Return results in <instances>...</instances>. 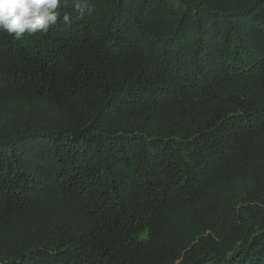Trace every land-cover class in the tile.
Here are the masks:
<instances>
[{
    "label": "trees",
    "instance_id": "1",
    "mask_svg": "<svg viewBox=\"0 0 264 264\" xmlns=\"http://www.w3.org/2000/svg\"><path fill=\"white\" fill-rule=\"evenodd\" d=\"M88 8L0 32V264H264V0Z\"/></svg>",
    "mask_w": 264,
    "mask_h": 264
},
{
    "label": "clouds",
    "instance_id": "2",
    "mask_svg": "<svg viewBox=\"0 0 264 264\" xmlns=\"http://www.w3.org/2000/svg\"><path fill=\"white\" fill-rule=\"evenodd\" d=\"M71 7V11L65 9ZM88 0H0V32L20 40L26 34H47L63 23L69 25L73 14L84 16Z\"/></svg>",
    "mask_w": 264,
    "mask_h": 264
}]
</instances>
